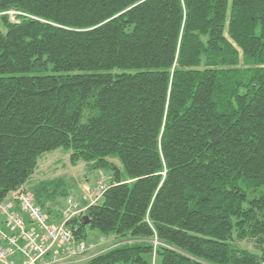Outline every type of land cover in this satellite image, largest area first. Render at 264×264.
Instances as JSON below:
<instances>
[{"label":"trees","instance_id":"trees-1","mask_svg":"<svg viewBox=\"0 0 264 264\" xmlns=\"http://www.w3.org/2000/svg\"><path fill=\"white\" fill-rule=\"evenodd\" d=\"M58 148L109 175L85 264H264V0H0V201Z\"/></svg>","mask_w":264,"mask_h":264},{"label":"built area","instance_id":"built-area-1","mask_svg":"<svg viewBox=\"0 0 264 264\" xmlns=\"http://www.w3.org/2000/svg\"><path fill=\"white\" fill-rule=\"evenodd\" d=\"M107 187L104 177L85 188L83 203L67 196L56 210L58 217L46 213L26 189L10 193L0 201V264H72L94 252L96 243L76 239L77 226L71 221L97 203Z\"/></svg>","mask_w":264,"mask_h":264},{"label":"rangeland","instance_id":"rangeland-1","mask_svg":"<svg viewBox=\"0 0 264 264\" xmlns=\"http://www.w3.org/2000/svg\"><path fill=\"white\" fill-rule=\"evenodd\" d=\"M104 177L109 179V175L104 170H88L83 161H78L75 165H73L70 161V151L65 152L63 148H58L56 150L46 152L39 157L37 167L27 183L28 188L25 187V189L28 191L29 187H32L33 184H37L40 181L62 179L70 188L69 196H72L73 199L79 203H83L82 197L85 188H92V186ZM64 201L65 198L61 200L59 205H53V210L63 207ZM101 237L103 238L102 240ZM87 240L96 243L95 251L99 252L100 250H106L107 248L117 244V240L114 237L101 236L95 229H87ZM238 246L242 249L258 253L254 249L253 241L251 240L239 242ZM91 253L93 252H87L81 255L76 258L80 260L72 264H85L86 259L91 256ZM149 259L151 264H161V258L159 256H152L151 258L149 257Z\"/></svg>","mask_w":264,"mask_h":264},{"label":"crops","instance_id":"crops-1","mask_svg":"<svg viewBox=\"0 0 264 264\" xmlns=\"http://www.w3.org/2000/svg\"><path fill=\"white\" fill-rule=\"evenodd\" d=\"M56 216H58V215H56ZM103 238L101 237V240H102ZM105 240V239H104ZM103 240V241H104ZM104 250V249H103ZM103 250H100V251H103ZM99 251H94L93 253H91L90 255H94V254H96V253H98Z\"/></svg>","mask_w":264,"mask_h":264}]
</instances>
